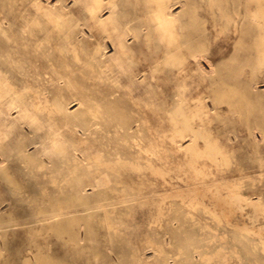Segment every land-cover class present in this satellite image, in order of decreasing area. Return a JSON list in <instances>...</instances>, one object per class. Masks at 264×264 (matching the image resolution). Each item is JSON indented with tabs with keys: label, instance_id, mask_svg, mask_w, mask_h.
Here are the masks:
<instances>
[{
	"label": "rangeland",
	"instance_id": "obj_1",
	"mask_svg": "<svg viewBox=\"0 0 264 264\" xmlns=\"http://www.w3.org/2000/svg\"><path fill=\"white\" fill-rule=\"evenodd\" d=\"M108 1L90 12L85 0H0V122L21 101L35 129H0L14 154L0 264H264V7L171 4L168 26L152 1L112 0L138 28L120 63L112 36L90 31L110 22ZM20 139L54 166L20 175Z\"/></svg>",
	"mask_w": 264,
	"mask_h": 264
},
{
	"label": "bare ground",
	"instance_id": "obj_2",
	"mask_svg": "<svg viewBox=\"0 0 264 264\" xmlns=\"http://www.w3.org/2000/svg\"><path fill=\"white\" fill-rule=\"evenodd\" d=\"M137 1V0H136ZM144 1V0H142ZM146 1V0H145ZM148 1H152L155 6H156V9L155 11L157 12L156 15H157V18L159 20V22H162V24L164 25H168V26H172L174 24V22L178 19V17H176V15H174L172 13V9L170 8V5L171 4H178V5H181V7H186V6H191V5H195L197 2H204V3H207V4H210V5H219L221 3H224V4H227V5H235L238 7V5H250V4H256L258 6H263L264 7V0H148ZM91 2H94L95 6H101L103 4V0H91ZM85 4L88 5V9L90 12H92L93 10V7L92 5H90V0H85ZM108 8L111 10V14H112V17H111V20L110 22L108 23H99L97 25V29L96 27L92 26V28L90 27V31H91V36L94 37L93 35H95L97 33V35H100L101 37H103V35L107 38H110V35L112 36V45H113V49H114V52L117 56V60L118 62H123L125 60V58L128 59L129 57V53L132 49V43H129L127 41V34L129 33H132L133 37L135 39H138V31H137V27L135 25H131L129 24V21L130 19H126L124 18L123 16V13H116L114 8H115V4L112 2V0H109L108 1ZM238 11V10H237ZM260 13L257 17H254V21H255V34H256V37H257V49H256V53H255V57H256V61H257V64H258V68H259V77L262 81H264V8L259 10ZM220 13V12H219ZM223 14V13H222ZM135 15V14H134ZM139 16V15H138ZM192 16V15H190ZM188 17V16H187ZM1 19V18H0ZM10 22V21H9ZM13 24V23H12ZM241 25V24H240ZM16 26V25H15ZM26 25H24L25 27ZM36 27V26H35ZM14 31V30H13ZM22 31V30H21ZM97 31V32H96ZM96 32V33H95ZM33 33V32H32ZM11 35V34H10ZM38 35V34H36ZM42 35V34H41ZM87 35V34H86ZM53 36L52 35H49L47 36V39H51ZM144 43H143V47H148V40H147V34L144 35ZM14 38V37H13ZM27 38V37H26ZM134 39V40H135ZM13 40V39H12ZM15 41V40H14ZM33 41V40H32ZM51 40H49L50 42ZM139 41V40H138ZM28 42V40H27ZM88 42V41H87ZM136 42V41H135ZM11 43V42H10ZM53 42H50V45L52 44ZM23 44V43H22ZM25 44V43H24ZM11 45V44H10ZM18 45V44H17ZM12 46V45H11ZM91 46V45H90ZM97 48L100 47V43H97ZM10 47V46H9ZM15 47V46H14ZM50 47V46H49ZM88 47V46H87ZM143 47L141 48V50L139 51L140 52H143ZM161 48V46H159V49ZM42 49V48H41ZM45 49V47H44ZM42 49V50H44ZM11 50V49H10ZM18 51V50H17ZM34 51V50H32ZM41 51V50H40ZM137 51V49H136ZM147 51V50H146ZM199 51V50H198ZM2 52V51H1ZM12 52V51H11ZM10 52V53H11ZM19 52V51H18ZM42 52V51H41ZM46 52H48V49L46 50ZM158 52V51H157ZM9 53V52H7ZM25 53V51H24ZM138 53V54H139ZM1 54V53H0ZM4 54V53H3ZM13 54V53H12ZM2 55V54H1ZM24 55V54H23ZM37 55V54H36ZM33 56V57H36ZM104 55V54H102ZM140 55V54H139ZM12 56V55H11ZM42 56V55H40ZM194 58L196 57V55H192ZM20 57V56H19ZM142 57V56H141ZM16 58V57H15ZM24 58V57H22ZM20 58V59H22ZM26 58V57H25ZM137 59V57H132L131 59ZM14 59V58H13ZM30 59V58H28ZM38 59V57H37ZM159 59V56L157 55L155 57V61L157 62ZM207 59V58H206ZM7 60V59H6ZM18 60V59H17ZM27 60V59H26ZM33 60V59H32ZM89 60V59H88ZM191 60V59H190ZM208 60V59H207ZM1 61V60H0ZM21 60H19L20 62ZM38 61V60H37ZM53 61V60H52ZM87 61V60H86ZM5 62V60H4ZM3 62V64H4ZM10 62V61H9ZM27 62V61H26ZM29 62V60H28ZM36 62V61H35ZM34 61L32 63H35ZM41 62V61H40ZM60 63V62H59ZM6 64H7V61H6ZM5 64V65H6ZM35 65V64H34ZM12 66V65H11ZM23 66V65H22ZM33 66V65H32ZM6 67V66H5ZM9 67V66H8ZM27 67V65H26ZM34 67V66H33ZM47 67V65H46ZM4 68V67H3ZM7 68V67H6ZM12 68V67H11ZM10 68V69H11ZM24 68V66H23ZM36 68V67H34ZM39 68V67H38ZM37 68V69H38ZM48 68V67H47ZM150 68V67H149ZM2 69V68H1ZM9 69V68H8ZM13 69V68H12ZM57 70L59 71V69L57 68ZM4 71V70H2ZM6 71V70H5ZM10 71V70H9ZM17 71V69H16ZM15 71V72H16ZM26 71V69H25ZM24 71V72H25ZM36 71V69H35ZM47 71V70H45ZM49 71V70H48ZM138 71V70H137ZM11 71H10V74L11 75ZM14 73V72H13ZM22 73V72H20ZM62 73V72H61ZM140 73V72H139ZM15 74V73H14ZM19 74V73H18ZM24 74V73H23ZM45 74V73H44ZM136 74V73H135ZM13 75V74H12ZM11 75V76H12ZM30 75V74H29ZM67 75V73H66ZM17 76V75H16ZM15 76V77H16ZM35 76V75H34ZM38 76V75H37ZM65 76V75H63ZM149 76V75H148ZM10 77V76H9ZM6 78V79H9ZM66 77V76H65ZM166 77V76H165ZM35 78V77H34ZM43 80L45 79V81H50L53 76L50 75L48 77H42ZM42 78H39L38 80L40 81ZM55 78V77H54ZM63 78V77H62ZM19 79V78H18ZM24 79V78H23ZM148 79V78H147ZM167 79V78H166ZM32 80V79H31ZM36 80V79H35ZM169 80V79H168ZM18 81V80H17ZM23 81V80H21ZM151 81V80H150ZM52 82V81H51ZM57 82V81H56ZM40 83V82H38ZM50 83V82H49ZM20 84V83H19ZM33 84V83H31ZM48 84V83H47ZM159 84V83H158ZM18 85V84H17ZM34 85V84H33ZM38 85V84H37ZM41 85V83H40ZM55 85V84H54ZM30 86V85H29ZM48 86V85H47ZM59 86V85H58ZM157 86V85H156ZM261 86V85H260ZM18 87V86H17ZM35 87V86H34ZM39 87V86H38ZM45 87V86H44ZM52 87V86H51ZM154 87V85H153ZM44 89V88H42ZM41 89V90H42ZM7 90V91H5ZM5 90H4V86L1 84L0 82V101H6L8 98H6V95H8V92L11 90V88L9 86H5ZM46 90V89H45ZM161 91V90H160ZM52 92V91H51ZM55 92V91H53ZM162 92V91H161ZM28 94V93H27ZM31 94V93H30ZM29 94V95H30ZM50 94V93H49ZM52 95V94H51ZM50 95V96H51ZM31 96V95H30ZM52 97V96H51ZM6 98V100H4ZM28 98V97H27ZM32 98V97H31ZM160 99V97H159ZM158 99V100H159ZM35 100V99H34ZM161 100V99H160ZM33 102V101H32ZM230 102V101H229ZM2 104V103H1ZM8 104L11 106V105H16L18 107L21 108V110L19 111L18 115L14 117L13 120H10L9 117L7 118H4L7 122L4 123V124H1L0 122V129H2L3 127H8L10 126L11 124L14 125L16 124L15 126H17L18 129H20V131L22 132V130L24 132H26L24 129H22V126H20L21 124L25 123L27 124L28 126V129L29 131L26 132L27 135H32L34 134V125L32 124V120H31V117L29 116L28 112L25 111V107H24V103L23 102H12V101H8ZM249 104V103H248ZM13 114V113H12ZM7 116H10V112L8 111L6 113ZM72 116V115H71ZM108 116V115H107ZM106 116V117H107ZM259 116V114L257 115V117ZM115 117V116H114ZM118 117V116H117ZM70 118V117H69ZM76 118V117H75ZM108 118V117H107ZM139 118V117H138ZM106 119V118H105ZM73 120V119H72ZM110 120V119H109ZM112 120V118H111ZM139 120V119H138ZM113 121V120H112ZM124 121V120H122ZM140 121V120H139ZM259 121V120H258ZM111 122V121H110ZM128 122V120H127ZM126 122V123H127ZM135 122V121H133ZM138 122V121H137ZM89 123V121H88ZM115 123V121H114ZM125 123V122H123ZM129 123V122H128ZM260 123V122H259ZM109 124V122H108ZM111 124V123H110ZM93 125V124H92ZM113 125V123L111 124ZM117 125V124H116ZM122 125V124H121ZM126 126V124H124ZM130 125V123H129ZM128 125V126H129ZM127 126V127H128ZM131 126V125H130ZM110 127V125H109ZM113 127V126H111ZM126 127V128H127ZM116 128V127H115ZM142 128V127H141ZM144 128V127H143ZM138 129H140V127H138ZM137 130V129H136ZM124 131V130H123ZM141 131V129H140ZM144 131V130H143ZM142 131V133H143ZM129 132V131H128ZM260 132H261V135L264 136V126H261L260 127ZM120 133V132H119ZM126 134V132H124ZM78 134V133H77ZM122 134V133H121ZM137 134V133H136ZM149 133H146V136L148 135ZM190 134V133H189ZM124 135V134H123ZM127 135V134H126ZM125 136V135H124ZM138 136V135H137ZM140 136V135H139ZM120 137V136H119ZM122 137V136H121ZM129 137V136H128ZM131 137V136H130ZM129 137V138H130ZM136 137V136H135ZM142 137H145L142 135ZM149 137V136H148ZM146 137V138H148ZM125 138V137H124ZM127 138V136H126ZM134 138V137H133ZM197 138V137H196ZM130 140V139H129ZM259 140V139H258ZM5 137L0 133V177H3L5 175H12L14 172L11 171V158L13 157V148L9 145L6 144L5 142ZM131 142V141H129ZM133 142V141H132ZM29 143H26L24 139H20L19 141V147H18V151H17V154H18V158L17 159V162L18 164H23L24 168L22 171H19V174L22 175V176H29L30 174L34 173V171L32 170L33 167H45L47 165H51L52 164V160L50 157H48L47 159H45L43 156V153L42 152H39L38 150L41 148L39 145L37 146L35 144V141L34 142H30V144H35V147H36V150H33L31 151L30 150V147L28 145ZM130 144V143H129ZM139 144V142H138ZM144 144V143H143ZM133 145V144H132ZM139 146V145H138ZM40 147V148H39ZM133 147V146H132ZM129 148V147H127ZM136 148V147H135ZM131 150V149H130ZM138 150V149H137ZM149 150V149H147ZM134 151V150H133ZM139 151V150H138ZM126 152V151H125ZM129 152V150H128ZM132 152V151H131ZM135 152V151H134ZM127 153V152H126ZM143 153V152H142ZM148 153V152H146ZM117 154V153H116ZM134 154V153H133ZM114 156V155H113ZM121 157V156H120ZM149 157V156H148ZM157 157V156H156ZM159 157V156H158ZM243 157V156H242ZM127 159V158H126ZM60 160V158H59ZM76 162L77 163H81L82 161L76 157L75 158ZM16 161V160H15ZM56 161V160H55ZM54 162V161H53ZM64 162V161H63ZM107 162V161H106ZM66 163V162H65ZM15 165V164H14ZM141 165V164H140ZM17 166V165H16ZM52 166H54V164H52ZM94 167V166H93ZM18 169V168H17ZM53 170V169H52ZM87 170V169H86ZM88 171V170H87ZM17 172V171H16ZM54 172V171H53ZM46 173V172H45ZM48 174V173H47ZM89 174V173H88ZM17 175V174H16ZM108 176V175H107ZM40 177V180H41V176ZM97 179V178H96ZM7 180V179H6ZM47 180V179H46ZM110 180V179H108ZM115 180V179H114ZM44 182V179L42 180ZM41 181V182H42ZM69 181V180H68ZM11 182V181H10ZM112 182V181H111ZM111 184V183H110ZM113 187V186H111ZM115 187V186H114ZM69 188V187H68ZM52 189V188H51ZM54 189V187H53ZM52 189V190H53ZM104 189V188H103ZM120 190V188H118ZM51 190V191H52ZM54 191V190H53ZM3 192V191H2ZM133 195V194H131ZM136 196V195H135ZM63 197V196H62ZM132 197V196H131ZM137 197V196H136ZM234 197V196H233ZM55 198V197H54ZM135 201V200H134ZM100 203V202H99ZM65 204V203H64ZM66 205V204H65ZM79 205V203H78ZM89 205V204H88ZM63 208V207H62ZM61 208V209H62ZM60 209V210H61ZM227 209V208H226ZM51 210V208H50ZM59 210V208H58ZM235 212V211H234ZM6 213V212H5ZM7 214V213H6ZM49 214V212H48ZM70 214V213H69ZM74 214V213H73ZM58 213H54L53 216H57ZM71 215V214H70ZM75 216V215H74ZM234 216V215H233ZM59 217V216H58ZM71 218V216H70ZM76 218V217H75ZM11 220V219H10ZM39 221V220H38ZM0 222H4L3 218L0 217ZM41 223V222H40ZM57 225V224H56ZM233 225V224H232ZM58 227V226H57ZM230 227V226H229ZM62 228V227H61ZM74 230V229H73ZM51 232V230H49ZM240 235V234H239ZM4 236V235H3ZM66 238V237H65ZM71 241V240H70ZM33 245V244H32ZM238 251V250H237ZM203 253V252H202ZM40 264V263H39ZM189 264V263H188Z\"/></svg>",
	"mask_w": 264,
	"mask_h": 264
}]
</instances>
